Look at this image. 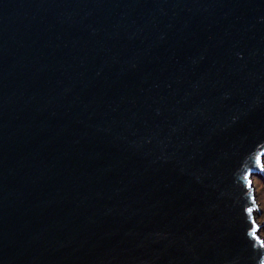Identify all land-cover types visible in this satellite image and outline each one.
<instances>
[{
	"label": "water",
	"instance_id": "water-1",
	"mask_svg": "<svg viewBox=\"0 0 264 264\" xmlns=\"http://www.w3.org/2000/svg\"><path fill=\"white\" fill-rule=\"evenodd\" d=\"M263 160L264 0H0V264H260Z\"/></svg>",
	"mask_w": 264,
	"mask_h": 264
},
{
	"label": "rangeland",
	"instance_id": "rangeland-1",
	"mask_svg": "<svg viewBox=\"0 0 264 264\" xmlns=\"http://www.w3.org/2000/svg\"><path fill=\"white\" fill-rule=\"evenodd\" d=\"M263 173H264V160H263ZM252 183L256 194V201L258 208L254 211V217L258 224H261L258 235L264 239V175L259 173L252 177Z\"/></svg>",
	"mask_w": 264,
	"mask_h": 264
},
{
	"label": "snow or ice",
	"instance_id": "snow-or-ice-1",
	"mask_svg": "<svg viewBox=\"0 0 264 264\" xmlns=\"http://www.w3.org/2000/svg\"><path fill=\"white\" fill-rule=\"evenodd\" d=\"M259 162V161H258ZM253 236L255 237V233H253ZM260 243L262 244V245H264V241H260ZM260 264H264V260H261L260 261Z\"/></svg>",
	"mask_w": 264,
	"mask_h": 264
}]
</instances>
